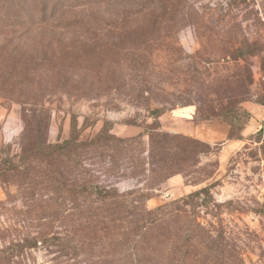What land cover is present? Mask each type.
Segmentation results:
<instances>
[{
  "label": "rangeland",
  "instance_id": "obj_1",
  "mask_svg": "<svg viewBox=\"0 0 264 264\" xmlns=\"http://www.w3.org/2000/svg\"><path fill=\"white\" fill-rule=\"evenodd\" d=\"M118 1L116 7L107 6L108 13L141 0ZM141 2L149 12L176 9L183 16L161 20L160 27H171L161 30L156 35L160 37L139 51L142 56L134 66L127 58H119L110 65L101 61L95 70L91 65L69 70L67 82L61 84L67 87V94L46 102L52 111L48 140L68 139L74 126L77 133L91 138L104 126L118 137H135L144 131V125L153 123L166 132L190 138L193 142L176 141L175 163L167 167L174 173L159 183V174L151 170L147 135L145 144L120 153L118 161L109 155L82 157L74 176L88 171L98 183L116 187L120 193L136 191L129 198L143 202L148 209L207 188L208 194L202 192L196 198L200 203L205 199L209 202L197 207L199 221L216 234L222 232L245 264H264V0ZM117 23L108 15L98 17L99 47L105 46L108 34L115 30L119 34ZM151 24L145 21L135 25V30H150ZM36 31L22 32L21 37L4 31L0 54L34 50L48 41L40 38L43 30ZM163 36L167 41L161 39ZM110 40L115 45L122 41L115 35ZM128 40L125 42L139 46V42ZM170 51L177 61H167ZM50 78L46 75L34 87H56ZM226 79L234 83L226 87L222 82ZM140 89L150 92L145 96L136 91ZM241 99L239 122L232 123L231 116L223 115L206 118L208 111L221 113L224 106ZM157 110L162 112L156 117ZM23 129L21 105L5 104L0 97V159L19 160ZM34 140L41 142L38 132ZM54 191L46 183L31 190L37 201L80 198ZM24 197L17 185L0 183V202L22 209L0 212V264H84L85 258L95 262L91 264H116L134 246L130 239L110 230L75 236L78 240L95 238L79 248L35 245L9 251L11 242L22 244L25 238L36 236L39 222L35 218L48 214L41 208L28 211L23 207ZM63 227L55 222L53 231L64 235Z\"/></svg>",
  "mask_w": 264,
  "mask_h": 264
},
{
  "label": "trees",
  "instance_id": "obj_2",
  "mask_svg": "<svg viewBox=\"0 0 264 264\" xmlns=\"http://www.w3.org/2000/svg\"><path fill=\"white\" fill-rule=\"evenodd\" d=\"M111 1L0 0V36L4 31H12L14 36L21 37L22 32L25 35L26 32L31 33L29 31L43 30V34L39 32L40 38L48 40L34 50H7L0 54V97L4 98L5 104L21 105L24 122L19 160L0 159V183L17 185L22 195L27 196L22 198V203L28 211L37 208L48 211L46 216L35 218L39 222L36 236L25 238L22 244L11 242L7 250L16 246L69 244L79 248L89 245L95 238L78 240L75 236L111 230L134 242L133 248H128L116 264H245L222 232L216 234L198 219L197 207L209 205V202L205 199L200 203L196 198L202 192L208 194L209 189L203 188L148 209L143 202L129 198L136 191L120 193L116 187L98 183L88 171L74 176L82 157L109 155L113 161H118L120 153L139 143L145 144L147 135L151 170L159 174V183L174 173L167 167L175 163L174 157L178 153L176 141L193 142L190 138L166 132L153 123L144 125V131L135 137H118L104 126L91 138L77 133L74 126L68 139L55 143L48 140L52 111L46 102L58 94H67V87L61 84L67 82L69 70H83L89 65L93 69L101 61L110 65L119 58H127L134 66L142 56L139 51H145L148 43L160 37L156 35L161 30L169 29L170 25L160 27L161 20L183 16V12L176 9L158 11L157 8L149 12L142 0L108 13L107 6L119 5L118 0ZM106 15L118 21L115 28L119 34L115 30L111 36H119L122 41L120 45L111 44L108 34L109 40L104 38L105 46L101 48L97 40L98 17ZM145 21L152 22L150 30H135V25H143ZM128 39L132 44L139 42V46L127 43L130 42ZM161 39L167 41L164 36ZM170 52L167 61H177ZM44 75H49V80L55 82L56 87H34ZM222 82L226 87L234 83L231 79ZM57 84L61 86L57 87ZM136 91L143 95L150 92L144 89ZM241 102L243 99L227 104L221 113L214 109L208 111L206 118L223 115L226 118L231 116L228 118L232 123L239 122L241 119L238 117L243 112ZM156 112L157 117L162 111ZM36 132L42 138L41 142L34 140ZM43 183L52 186L56 193L74 194L80 198L37 201L31 190ZM12 210L20 212L22 209L0 202V212ZM55 222L61 223V228L64 226V235L53 231ZM91 263L84 259V264Z\"/></svg>",
  "mask_w": 264,
  "mask_h": 264
}]
</instances>
